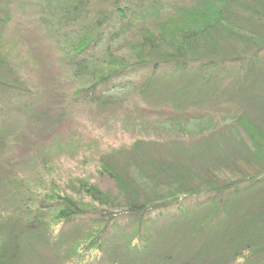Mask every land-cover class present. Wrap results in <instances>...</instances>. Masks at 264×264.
<instances>
[{"label": "trees", "instance_id": "trees-1", "mask_svg": "<svg viewBox=\"0 0 264 264\" xmlns=\"http://www.w3.org/2000/svg\"><path fill=\"white\" fill-rule=\"evenodd\" d=\"M182 3L55 0V23L51 15L49 31L59 64L77 83L71 99L115 106L133 93L151 92L162 65L180 77L199 70L202 86L223 74L230 77L236 65L241 76L235 75L240 84L236 99L243 107L232 126L190 141L136 140L125 150L102 156L97 171L113 179L119 196L90 181H80L78 189H46L39 180L41 192L31 179L8 174L2 158L16 137L2 128L0 190L6 195H0V264H46L40 253L44 248L55 251L57 264H65L86 259L93 250L102 253L108 241L117 262L131 264H224L229 262L223 257L227 248L245 259L263 252L264 0ZM2 8L0 4V41L7 23ZM167 10L174 11L168 12L169 23L159 24L156 17ZM185 17L192 21L186 23ZM170 24H177L172 32ZM143 70L148 73L138 75ZM202 86L196 94L164 87L160 102L174 100L185 107L190 101H211ZM34 95L35 87L14 71L0 46V113L14 106L29 108ZM34 121L50 127L49 111L41 109ZM80 196L83 207L76 201ZM189 199H198L193 209L186 204ZM204 201L211 203L208 210ZM172 206H178L184 223L167 225L160 241L142 232L144 227L154 229L153 223L163 220ZM223 213L226 221L218 230L214 221ZM125 217L136 226L134 237L126 239L119 227ZM214 244L216 256L210 253Z\"/></svg>", "mask_w": 264, "mask_h": 264}, {"label": "rangeland", "instance_id": "rangeland-1", "mask_svg": "<svg viewBox=\"0 0 264 264\" xmlns=\"http://www.w3.org/2000/svg\"><path fill=\"white\" fill-rule=\"evenodd\" d=\"M184 1L190 0H180V3ZM0 4L3 5L2 13L7 16L0 41L1 49L9 57L14 71L35 87V95L28 100L29 108L17 110L14 106V110L0 113V130L2 128L12 130L16 137L15 140L12 139L9 151L4 153L2 165L12 176L31 179L41 192L44 187L55 189L61 186L63 189L74 185L78 189L80 181H90L104 191L118 194L113 179L101 177L97 171L99 167L97 162L102 156L116 150H125L136 140L146 143L182 142L206 136L214 130L218 132L232 126V121L243 107L236 99L240 84L236 83L235 75L241 77L236 65L230 69L233 75L227 77L223 74L219 80L208 82L209 86L208 83L203 86L200 84L199 70H188L180 77L181 74L177 75L172 68L162 65L161 74L157 76L151 92L133 93L126 97L123 103L115 106L71 99L77 83L69 80L71 73L59 64L55 40H52V33L49 31L53 17L55 23V0H0ZM168 12L174 11L160 12L156 21H159V24L169 23V19L166 18ZM42 16L44 20H41ZM177 18L171 19L176 21ZM151 19L154 20L153 16ZM185 19L186 23L192 21L190 17ZM176 26L177 24L168 25L169 32ZM156 30L159 32L162 29ZM144 72L148 73V70L138 72V75ZM201 86L212 97L211 101L205 103L190 101L185 107L179 106L174 100L160 102V94L164 87L173 89L181 87L196 94ZM64 92H69L68 97ZM16 106L18 107V104ZM41 109L49 111L50 127L47 124H35L34 115ZM39 180L43 182L42 188V182L36 183ZM5 193L4 190H0V195H6ZM80 199L81 196L76 198V201L83 207ZM197 200L189 199L186 204L193 209V203ZM210 205V202L204 201L203 209L208 210ZM249 205L251 204H246ZM177 207L167 209L165 218L153 223L154 229L144 227L142 232L156 236L157 241L164 239L162 231L167 225L184 223L183 219L179 218L181 213ZM154 216L158 217L157 214H154L153 218ZM190 217L193 215L190 214ZM127 220L126 217L120 220L119 225L123 231L120 237L125 239L128 236L134 237L136 230V226L133 223L128 224ZM215 220L216 227L225 223L226 214L223 213ZM227 221L230 222L229 219ZM184 226H188L187 223ZM217 228L219 230L220 226ZM57 231L55 227V234ZM217 236L214 232L212 238ZM200 238L204 239L203 236ZM109 243L111 242L108 241ZM108 244H104L102 253L93 250L86 259L72 258L65 264H131L126 261L117 262L116 253H113ZM214 246L216 248L215 244ZM41 250L46 264H57L52 248ZM212 250L210 253L216 256L217 248ZM229 250L232 249L227 248V252L224 250L223 257L229 261L224 264H264V250L247 259L235 256V253ZM221 251L223 253V250ZM233 260L236 261L231 262Z\"/></svg>", "mask_w": 264, "mask_h": 264}]
</instances>
